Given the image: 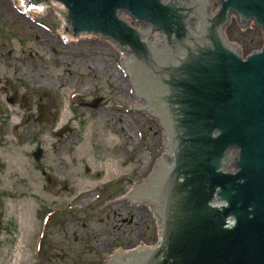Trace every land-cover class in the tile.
I'll use <instances>...</instances> for the list:
<instances>
[{
	"label": "rangeland",
	"instance_id": "rangeland-1",
	"mask_svg": "<svg viewBox=\"0 0 264 264\" xmlns=\"http://www.w3.org/2000/svg\"><path fill=\"white\" fill-rule=\"evenodd\" d=\"M68 12L76 40L65 43L52 9L30 17L0 0V264H108L159 242V209L128 192L168 153L164 126L133 62L72 31ZM229 26L244 54L262 48L256 26Z\"/></svg>",
	"mask_w": 264,
	"mask_h": 264
},
{
	"label": "water",
	"instance_id": "water-1",
	"mask_svg": "<svg viewBox=\"0 0 264 264\" xmlns=\"http://www.w3.org/2000/svg\"><path fill=\"white\" fill-rule=\"evenodd\" d=\"M55 1L66 5L72 31L96 32L133 53V68L158 91L153 104L173 158L166 167L157 158L160 167L130 195L159 209L161 243L109 263L264 264V43L243 59L223 37L230 13L254 19L264 36V0H220L213 16L203 0ZM123 11L149 28H133ZM39 112L40 122L49 120L45 105ZM232 146L239 169L228 173Z\"/></svg>",
	"mask_w": 264,
	"mask_h": 264
},
{
	"label": "bare ground",
	"instance_id": "bare-ground-1",
	"mask_svg": "<svg viewBox=\"0 0 264 264\" xmlns=\"http://www.w3.org/2000/svg\"><path fill=\"white\" fill-rule=\"evenodd\" d=\"M13 3H15L17 9L27 15V16H30V17H37L38 14H46L48 9H52L53 11L56 12L57 16L59 17V22H61V26L60 28L58 29V33H60V36H59V39L62 41V42H65V43H70L72 41H75L76 40V36L72 33L69 32V23L67 22V19L65 17V13H66V7L63 3L61 2H56V1H52L51 3H41V4H36V3H40V2H33L31 3L30 1H27V0H11ZM36 4V5H35ZM82 36L84 37H87V38H93L92 37V34L90 33H83ZM81 39V38H80ZM94 39V38H93ZM122 60L125 62V63H129L132 59V55H130V53H125V52H122ZM134 72H135V75H137L138 77H140V90L143 92V93H146V95L148 97H150V102L151 103H154L155 105H157L156 103V100H157V95H158V91L157 89L155 88V86L153 85V81L152 79H148V78H145L144 77V74L141 72V71H138L137 69L133 68ZM135 105H140L139 101H136V104ZM156 107V106H154ZM167 156H168V153H166L162 158H164V163L166 162V159H167ZM158 163V162H157ZM166 164V163H165ZM160 163H158V166L159 167ZM145 179V178H144ZM133 189H129V192H132ZM126 194V193H125ZM152 212L155 214V208L152 207ZM158 228L160 230L161 228V224L160 222L158 221ZM161 236V230L159 231V237ZM104 247H106V245H104ZM147 248H153L152 246L150 245H142V244H139V245H136V247L132 248V249H129V250H125L123 251L121 248L115 250L114 254H121V253H125V252H133V251H136V250H144V249H147ZM110 258L111 256L108 257L107 259V262L108 264H114V263H109L110 261Z\"/></svg>",
	"mask_w": 264,
	"mask_h": 264
},
{
	"label": "flooded vegetation",
	"instance_id": "flooded-vegetation-1",
	"mask_svg": "<svg viewBox=\"0 0 264 264\" xmlns=\"http://www.w3.org/2000/svg\"><path fill=\"white\" fill-rule=\"evenodd\" d=\"M208 5H210V7H211V8H209V13L211 14L212 11L214 12L221 4L219 3V0H208ZM232 22H235L237 26L241 27V29L250 30L252 28V26L249 24L250 21L247 23V21L242 19V18H240L239 15L235 19V21L233 20ZM230 23H227L226 27L223 29L224 35H227L226 31H227V28L230 27L229 26ZM254 26H256L259 29V27L257 25H254ZM224 35H223V37H224ZM226 37H224V39H225L224 42H225L226 46L229 43L230 48L235 49L237 51L238 55H243V56L247 55V54H244V52L242 51L241 47L236 46L237 44H235L234 42L230 41L229 37H227L228 41H229V42H227Z\"/></svg>",
	"mask_w": 264,
	"mask_h": 264
}]
</instances>
